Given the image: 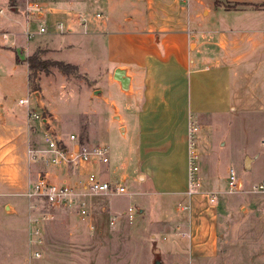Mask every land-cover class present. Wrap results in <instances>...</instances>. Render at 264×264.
<instances>
[{
  "label": "rangeland",
  "instance_id": "rangeland-1",
  "mask_svg": "<svg viewBox=\"0 0 264 264\" xmlns=\"http://www.w3.org/2000/svg\"><path fill=\"white\" fill-rule=\"evenodd\" d=\"M204 1L212 3L213 0ZM217 1L226 8L245 4L241 0ZM86 8L105 14L103 18L91 15L88 22L89 27L98 28L99 25L102 31L139 32L151 28L159 35L168 29L183 28L193 32L194 28L220 29V23L233 26L250 21L240 17L241 12L220 9L216 13L209 12L204 18L198 13L201 19L194 25L193 19L188 17L192 6L187 0H112L109 7L95 1ZM30 9L37 11L32 4ZM58 16H51L49 23L52 25L48 27L46 23L45 31L29 38L28 51L20 48L17 54L22 58L26 51V55L36 51L40 58H60L75 68L67 67L66 72H61L51 65L47 71L32 73L26 67L25 76L23 64L10 62L11 51L3 49L12 36L9 33L6 39L0 36V101L6 108L17 110L21 108L16 103L17 98L26 96L30 107L48 119L47 125L63 141H68V134L73 133L74 140L80 143L103 146L108 159L104 172L119 179L125 174L124 183L131 192L105 194L100 198L116 202L119 208L131 206L134 216L116 226L117 222L106 219L97 203L92 211L93 226L88 228V224L86 227L83 220L80 224L63 207L42 203L25 194L0 193V264H154V259L158 264H187L169 252V243L179 236L165 233L171 230L175 219H180L178 215L183 214L177 208V200L170 196L165 201L166 216L154 214V196L148 191V182L138 179L137 137L135 139L129 130L125 135L120 133L122 127L119 129L116 108L110 99L121 106L131 95L120 90L117 83L104 74L114 64L112 55L108 56L105 46L93 40L85 42L86 55L82 52L84 44L81 42L72 45L77 51L56 53V40L61 34H57L55 21L72 22ZM104 19L106 25H100ZM35 21L31 26L25 25L23 33L29 27L34 30ZM244 37L241 35L239 39L241 49L249 46ZM261 37L264 38V33ZM117 56L122 57L119 61L129 59L125 54ZM257 77L260 85H256V89L264 93V71L262 74L258 71ZM240 105L232 107L230 122L222 123L217 131L211 132L209 144L204 148L208 152V168L214 183L213 190L206 189L205 192L210 190L215 195V201L208 207V213H214L215 250L195 264H264V192L252 190V185L264 177V108L248 110ZM200 129L205 132L203 127ZM3 135L0 133V141L6 142ZM245 157L247 166H244ZM27 163L28 186L33 172L44 165L29 160ZM229 168L235 175L233 190L227 188ZM3 188L0 180V192ZM203 188H210L207 178L200 180V189ZM138 207L144 211L138 214ZM42 213L47 217L36 224L33 217ZM36 227L38 233L34 232Z\"/></svg>",
  "mask_w": 264,
  "mask_h": 264
},
{
  "label": "crops",
  "instance_id": "crops-1",
  "mask_svg": "<svg viewBox=\"0 0 264 264\" xmlns=\"http://www.w3.org/2000/svg\"><path fill=\"white\" fill-rule=\"evenodd\" d=\"M95 1L106 3L109 7L112 0H0V36L1 39H6L7 33L12 36L4 43L3 49L11 51L13 56L9 60L15 62L17 49L28 51L29 38L23 33L24 26H31L36 19L37 24L33 31L42 21L50 27L52 23H49V18L54 14H58L59 18H68L74 24L73 30L57 33L61 37L56 40V53L65 50L77 51L72 45L81 42L84 44L82 52L86 55L85 42L88 40L105 46L108 56L112 55L111 61H114L111 70L104 72L106 78L116 82L120 90L131 95L130 99L122 101L121 106H117L112 99L110 101L116 108L119 129L122 127L120 133L125 135L129 130L135 139L137 137L140 170L138 179L148 182V191L154 196V214H168L165 201L170 196L177 200L178 210H181L178 203L187 202L188 209L181 210L183 214L178 215L180 219H175L171 230L165 233L179 236V239L169 243V252L183 263L195 264L215 250L214 213H208V207L212 203L208 201L205 192L206 189L213 190L214 184L208 168V152L204 149L209 144L210 134L217 131L222 123L230 122V111L236 104L240 103L242 108L248 110L264 108V93L256 89V85H260L257 73L259 71L262 74L264 71V38L261 37V33H264V0H241L245 4L233 8H226L217 0L212 3L187 0L192 6L188 17L193 19L194 25L204 15L209 12L216 13L220 9L241 12L239 16L245 20L249 18L250 21L233 26L220 23V29L194 28L193 32L183 28L168 29L159 35L154 34L151 28L139 32L118 29L102 31L99 30V25L98 28H91L88 24L89 29L86 27L82 31L75 22L76 14H89L94 11H88L86 5ZM30 4L42 6L41 15L30 9ZM204 10L206 14H203ZM104 16L102 13V18ZM105 23L104 19L100 25H106ZM241 35L245 36L248 48L241 49ZM123 54L129 57L128 61H119L122 57L117 55ZM20 64H23L26 76V64ZM114 67L124 68L128 75L126 88L123 89L112 77ZM16 103L21 108L8 109L0 101V133H4L2 139L6 140L0 141V180L4 187L0 193L6 195L24 194L26 191V147L31 140L39 137L42 126L37 119L27 118L26 106L19 103L18 98ZM188 120H194L197 124L194 142L198 153L199 176L200 180L207 178L210 188L186 195ZM202 127L205 132L200 129ZM107 161H92L80 170L48 168L52 171L51 177L58 181H72L73 178L82 177L87 169L98 171L108 181L119 179L104 172ZM124 175L120 179H125ZM130 192L126 188V193ZM100 195L105 194L88 197L89 208L83 219L74 210L65 209L80 224L83 221L86 227L88 224V228L93 226L92 211L97 203L106 219L113 218L114 223L117 222L116 226L126 221L127 206L119 208L116 202L101 199ZM137 209L138 214L144 211L142 207Z\"/></svg>",
  "mask_w": 264,
  "mask_h": 264
},
{
  "label": "built area",
  "instance_id": "built-area-1",
  "mask_svg": "<svg viewBox=\"0 0 264 264\" xmlns=\"http://www.w3.org/2000/svg\"><path fill=\"white\" fill-rule=\"evenodd\" d=\"M32 8L41 15L43 7L38 4H32ZM91 15L102 17L100 11H93L89 14L78 12L75 22L80 25L82 31H85ZM54 27L59 31H68L74 29L73 22H63L57 20ZM47 28L46 24L38 23L35 31L31 29L24 30L27 38L33 36L34 33H42ZM18 102L26 106V116L28 119H37L41 123L39 137L30 141L26 147L27 158L31 162L41 163L44 165L41 169L36 170L24 194L30 198H36L42 203L52 206H60L68 210H74L83 219L89 208L88 197L96 194H119L126 192L124 179L108 181L103 179L98 171L87 169L82 177L73 178L72 181H58L51 177L52 171L48 167H65L72 170H80L92 161L104 163L107 161L105 148L101 145L80 143L75 139L73 133L67 136L68 141H63L60 135L56 134L53 128L47 125L48 119L30 107L28 98L20 97ZM197 130V124L194 120L187 122V149H186V188L185 194L189 195L200 190V176L198 167V153L195 148L194 136ZM227 188L233 190L235 188V175L231 168L227 176ZM252 190L264 192V178L252 185ZM207 199L209 202L215 201L214 192L208 191ZM181 210H187V202L178 203ZM133 208L127 206L126 216L131 218ZM47 217L44 213L37 217H33V221L38 223ZM128 218V219H129ZM110 222L113 218L109 219ZM91 228V226H90ZM34 232L38 233L36 227ZM31 233V231H30ZM35 255L38 253L35 252ZM172 264H179L174 262Z\"/></svg>",
  "mask_w": 264,
  "mask_h": 264
},
{
  "label": "trees",
  "instance_id": "trees-1",
  "mask_svg": "<svg viewBox=\"0 0 264 264\" xmlns=\"http://www.w3.org/2000/svg\"><path fill=\"white\" fill-rule=\"evenodd\" d=\"M15 61L19 62V63H25L27 69H29L30 72H32V73H34L38 70L47 71L49 66H51V65L57 67L61 72H66L67 67L75 68V65H73L70 62H64L62 60L52 59V58H40L37 55L36 51H33V52L29 53L28 55H25L22 58H19L15 54ZM31 86H32L31 87L32 90H34L35 87L33 86L32 82H31Z\"/></svg>",
  "mask_w": 264,
  "mask_h": 264
},
{
  "label": "water",
  "instance_id": "water-1",
  "mask_svg": "<svg viewBox=\"0 0 264 264\" xmlns=\"http://www.w3.org/2000/svg\"><path fill=\"white\" fill-rule=\"evenodd\" d=\"M112 77L119 82L120 86L123 89L126 88L127 81H128V75L125 73L124 68H122V67H114L112 69ZM96 90H98V89H96ZM96 90H94V91L96 92ZM247 165H248L247 164V157H245V159H244V166H247ZM153 263L154 264H158V260L157 259H154V262Z\"/></svg>",
  "mask_w": 264,
  "mask_h": 264
}]
</instances>
